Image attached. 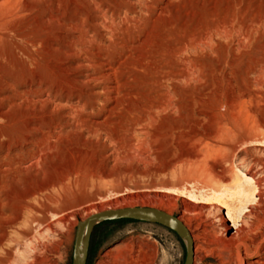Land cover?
I'll return each instance as SVG.
<instances>
[{"label": "rangeland", "instance_id": "374dc122", "mask_svg": "<svg viewBox=\"0 0 264 264\" xmlns=\"http://www.w3.org/2000/svg\"><path fill=\"white\" fill-rule=\"evenodd\" d=\"M234 168L264 194V0H0V264H71L77 222L110 207L202 214L223 239L180 190ZM185 257L174 230L115 219L87 264Z\"/></svg>", "mask_w": 264, "mask_h": 264}, {"label": "bare ground", "instance_id": "6f19581e", "mask_svg": "<svg viewBox=\"0 0 264 264\" xmlns=\"http://www.w3.org/2000/svg\"><path fill=\"white\" fill-rule=\"evenodd\" d=\"M234 172L236 175L234 183L221 185L220 182H225L226 175L223 172V175L216 172L214 177L217 176V181L206 183V190L198 189L200 191H196L187 187L180 188L181 192H185L184 195L186 197L197 199L198 203L194 202V206L198 207L199 211H205L204 208L206 207L214 208V218L219 222L221 235L224 236L223 239H219V236L215 239L210 237L206 220L202 214H199L195 219L197 223L194 229L187 224L183 216L181 219L189 227L193 239L199 242L196 245V249L201 251V259L212 256L216 259L217 264H256V261L246 262V257L244 256L251 258L264 244V239L257 243L259 236L264 235V227L259 233H256L254 229L256 224L263 220L261 212L264 211V194L260 190V184L247 172L239 168H234ZM213 178L211 177V180ZM175 189L177 188L175 187ZM244 203L249 204V208L245 212L244 207H240ZM224 207H226L225 214ZM245 216H252L254 220L251 225L249 224L248 228L245 226ZM229 221L231 224H229ZM256 244H258V249L253 250L251 245Z\"/></svg>", "mask_w": 264, "mask_h": 264}, {"label": "water", "instance_id": "95a60500", "mask_svg": "<svg viewBox=\"0 0 264 264\" xmlns=\"http://www.w3.org/2000/svg\"><path fill=\"white\" fill-rule=\"evenodd\" d=\"M124 218L157 222L174 230L186 243V257L183 264L194 263L195 242L189 227L178 214L151 205H130L101 209L80 219L76 225L71 264H87L92 235L99 223Z\"/></svg>", "mask_w": 264, "mask_h": 264}, {"label": "trees", "instance_id": "16d2710c", "mask_svg": "<svg viewBox=\"0 0 264 264\" xmlns=\"http://www.w3.org/2000/svg\"><path fill=\"white\" fill-rule=\"evenodd\" d=\"M124 219H128V218H124Z\"/></svg>", "mask_w": 264, "mask_h": 264}]
</instances>
